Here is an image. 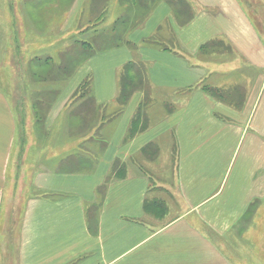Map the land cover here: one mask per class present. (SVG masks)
Here are the masks:
<instances>
[{"label": "crops", "instance_id": "1", "mask_svg": "<svg viewBox=\"0 0 264 264\" xmlns=\"http://www.w3.org/2000/svg\"><path fill=\"white\" fill-rule=\"evenodd\" d=\"M77 1L74 19L91 0ZM92 10L112 16L102 37L117 44L79 66L44 120L19 130L0 92V264H251L237 234L264 215V0ZM129 64L152 92L121 105ZM86 78L91 97L74 99Z\"/></svg>", "mask_w": 264, "mask_h": 264}, {"label": "rangeland", "instance_id": "2", "mask_svg": "<svg viewBox=\"0 0 264 264\" xmlns=\"http://www.w3.org/2000/svg\"><path fill=\"white\" fill-rule=\"evenodd\" d=\"M76 1L0 0V92L12 104L19 130H24L28 121L44 120L54 100L87 58L109 44H117V41L106 43L102 37L104 25L108 31L115 29L112 16L103 11L104 17L95 19L92 10L95 0H91L86 5L89 11L74 19ZM123 10L118 13L124 16L131 13L130 8ZM128 26L125 23L121 27ZM134 69L130 67V75H135ZM144 88L150 95L149 86L145 84ZM90 97L91 78H86L73 98ZM77 108L85 116L91 112L87 103ZM16 206L14 232L9 236L14 242L19 234L23 204ZM248 221L245 219L241 227H248ZM254 226L253 233L237 234L238 242L253 243L247 260L251 264H264V215L256 219Z\"/></svg>", "mask_w": 264, "mask_h": 264}, {"label": "trees", "instance_id": "3", "mask_svg": "<svg viewBox=\"0 0 264 264\" xmlns=\"http://www.w3.org/2000/svg\"><path fill=\"white\" fill-rule=\"evenodd\" d=\"M133 66L135 67V69L133 70V72L135 73V75H130V67ZM146 82H145V75L143 70H141L140 68H138L136 66V64H129L125 67L122 75H121V79H120V95L118 98V101L121 105H124L127 103V101L129 100V98L131 97V95L139 88H143L145 86ZM138 120L135 122L137 123ZM136 125V124H135ZM134 128L137 129V127L135 126ZM144 127H142L141 129H143ZM135 129H133L134 131ZM155 204V203H153ZM152 203H147L145 206V209L148 210L152 207L153 205Z\"/></svg>", "mask_w": 264, "mask_h": 264}]
</instances>
